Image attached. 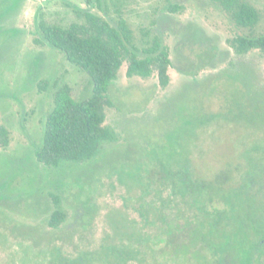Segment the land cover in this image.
<instances>
[{"label": "rangeland", "instance_id": "374dc122", "mask_svg": "<svg viewBox=\"0 0 264 264\" xmlns=\"http://www.w3.org/2000/svg\"><path fill=\"white\" fill-rule=\"evenodd\" d=\"M120 1L140 48L156 34L169 47L170 83L162 87L157 75L128 77L125 63L109 90L114 105L106 110V124L117 139L105 142L87 162L51 168L37 160L35 151L54 106L53 84L69 83L74 97L81 98L89 93L90 80L62 52L35 42L39 21L67 26L92 5L87 0H0V126L10 131L9 146H0V264H47L49 259L42 261L47 245L58 237L65 256L76 248L86 256L103 243H109V254L125 245L136 249L137 235L129 237L136 230L133 219L140 218L139 197L150 188L142 180L144 172L174 164L176 158L184 161L191 151L204 178L231 168L239 178L247 169L244 150L264 139V53L239 54L229 42L249 34L248 28L238 27L209 0ZM248 1L261 12L254 32L264 33V0ZM170 3L183 9L171 11ZM93 7L115 24L111 4L107 14ZM45 79L52 87L41 91ZM196 118L205 125L196 128L200 137L190 144L185 130ZM55 198L69 213L57 229L46 222L58 207ZM257 228L264 234V215ZM157 232L158 227L151 228V234ZM252 233L250 242L235 243L228 252L218 248L214 253L210 247L206 263L191 246L193 260L171 256L167 264H264V245L252 255V243L261 239ZM172 242L175 251L185 245L181 239ZM150 245L151 264H161L167 244Z\"/></svg>", "mask_w": 264, "mask_h": 264}, {"label": "trees", "instance_id": "16d2710c", "mask_svg": "<svg viewBox=\"0 0 264 264\" xmlns=\"http://www.w3.org/2000/svg\"><path fill=\"white\" fill-rule=\"evenodd\" d=\"M209 1L218 6L238 27L250 30L249 34L240 33L229 40L237 53L245 54L254 49L264 53V33L254 32L261 21V12L253 4L248 0ZM87 4L92 6L77 12L80 20L67 26L50 23L44 18L39 21L40 36L35 42L62 52L65 58L86 73L90 80L89 93L81 98L74 97L69 83H59L56 80L53 84L56 88L54 106L45 116L41 143L35 151L37 160L51 168L59 167L64 162H87L98 153L105 142L117 139L116 131L106 124V110L114 105L109 90L125 63L128 77L140 76L147 79L157 75L162 87H167L171 80L170 49L160 35H153L147 44L140 48L136 44L134 30L125 16L120 0H111L110 3L107 0H87ZM110 4L116 14L115 24L105 15L92 10L96 5L107 14ZM169 9L177 12L183 7L170 3ZM39 87L41 91L50 90L52 83L45 79L39 83ZM204 121L196 118L192 127L185 130L184 139L187 143H194L200 137L196 128L203 127ZM180 126L181 124L176 128ZM9 144L10 131L0 126V146L8 147ZM259 148L264 151V139L254 146L256 151ZM186 154L184 161L176 158L174 164L161 163V167L157 168L153 165L148 173H143L142 180H145L150 188L143 190L139 197L140 218L133 219L136 230L129 233V238L134 239L135 235L138 237L136 249L125 245L117 247L118 249L109 254V243H103L98 249H92L93 252H86L91 257L88 260V256L79 253L78 248L70 256L63 255L57 243L60 238L58 237L49 239L48 257H44L42 261L46 258L49 259L47 264H129L136 260L139 264H151L149 257L152 256L154 247H151L150 243L160 242L167 244L169 248L168 252L162 249L161 264H167L166 259L171 256L173 259L179 257L190 262L193 260L191 246L196 248L192 254L199 257L201 252L203 262L206 263L209 259L207 255L205 258V254L210 247L214 253L218 248L228 252L231 247H235V243L250 242L253 233L246 231V226L255 228V233L259 234L260 238L264 237V234L254 227L260 224L259 219L255 218L256 223H252L251 219L244 217L238 227L234 220L236 214L231 213L238 189L244 188L248 182L238 187L237 178L231 170L233 168L224 169L214 179L208 180L197 174L193 153L187 151ZM248 158L251 167L240 177H263L264 153L262 156L251 153ZM150 195L151 200L148 199ZM221 199L226 203V209L219 207ZM55 201L58 207L47 216L46 222L50 227L57 229L68 220L69 213L60 207L59 198H55ZM152 227H158V232L154 235L150 233ZM174 239H181L185 245L175 251V243L172 242ZM215 239L221 242L218 244ZM259 243L260 240L252 243V255L253 249H259Z\"/></svg>", "mask_w": 264, "mask_h": 264}, {"label": "flooded vegetation", "instance_id": "af4514ba", "mask_svg": "<svg viewBox=\"0 0 264 264\" xmlns=\"http://www.w3.org/2000/svg\"><path fill=\"white\" fill-rule=\"evenodd\" d=\"M256 133L258 132L256 131ZM260 140L262 139H258L257 143H259ZM257 143L252 144L253 146L250 147L249 150H244L242 158L245 162L246 168L251 167L250 166L251 162L248 158L251 153L252 155L261 154V156L264 153V151H262L261 148H259L257 151L254 150V146L257 145ZM236 182L238 184V187H240L243 183L248 182L244 188L238 189V194H236L234 198L235 200L232 203L233 210H231V213L236 214V219H234L236 226L239 227L241 223L240 220H243L244 217L248 218V220L251 219L252 223H256L255 218L259 219L260 222L264 215V176L257 178H249V179H244L239 177L236 179ZM222 200L223 199H221V203L219 207L226 209L227 205ZM226 211L228 213L230 212L229 210ZM258 225L254 227H258ZM245 230L256 232L255 228L252 229L249 226H246ZM263 245H264V237L260 239L259 247Z\"/></svg>", "mask_w": 264, "mask_h": 264}, {"label": "built area", "instance_id": "2783aa9c", "mask_svg": "<svg viewBox=\"0 0 264 264\" xmlns=\"http://www.w3.org/2000/svg\"><path fill=\"white\" fill-rule=\"evenodd\" d=\"M42 1H46V0H42Z\"/></svg>", "mask_w": 264, "mask_h": 264}]
</instances>
